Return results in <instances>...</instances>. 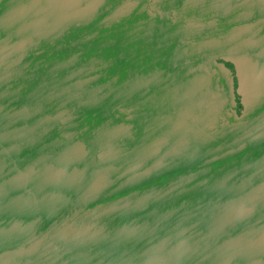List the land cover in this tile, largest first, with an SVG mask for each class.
I'll return each mask as SVG.
<instances>
[{
  "label": "water",
  "instance_id": "obj_1",
  "mask_svg": "<svg viewBox=\"0 0 264 264\" xmlns=\"http://www.w3.org/2000/svg\"><path fill=\"white\" fill-rule=\"evenodd\" d=\"M0 264H264V0H0Z\"/></svg>",
  "mask_w": 264,
  "mask_h": 264
}]
</instances>
